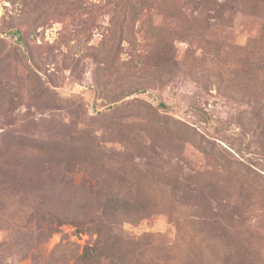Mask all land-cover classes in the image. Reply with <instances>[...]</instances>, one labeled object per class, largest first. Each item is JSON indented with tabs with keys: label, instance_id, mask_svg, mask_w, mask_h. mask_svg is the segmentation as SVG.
Instances as JSON below:
<instances>
[{
	"label": "rangeland",
	"instance_id": "obj_1",
	"mask_svg": "<svg viewBox=\"0 0 264 264\" xmlns=\"http://www.w3.org/2000/svg\"><path fill=\"white\" fill-rule=\"evenodd\" d=\"M0 264H264V0H0Z\"/></svg>",
	"mask_w": 264,
	"mask_h": 264
}]
</instances>
